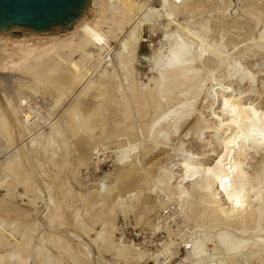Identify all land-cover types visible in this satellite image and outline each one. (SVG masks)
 Wrapping results in <instances>:
<instances>
[{"label": "bare ground", "instance_id": "1", "mask_svg": "<svg viewBox=\"0 0 264 264\" xmlns=\"http://www.w3.org/2000/svg\"><path fill=\"white\" fill-rule=\"evenodd\" d=\"M170 6L173 7L168 10L167 8ZM201 7H205L203 6L202 0H163L161 8H164L165 12L161 13L160 10H156L157 8L155 9L154 6H152L151 2L148 3L145 0H106L104 3L101 2V0H89V10L80 18L79 24H73L70 33L58 34L54 37H21L19 40L0 38V76H22L21 79L15 80L10 86H6V81L0 80V96L3 105L6 107L5 111L0 106V137L2 135L4 137L5 135L7 139L5 140L6 142L16 141L14 143L19 144L17 142L24 140V138L26 139L27 135H30L28 138L33 135L31 134L32 130L27 123V119H30L31 115L30 113H21L22 111L20 109L22 106L21 102L24 98H27L26 95L30 93L29 90L32 91L33 88H40L41 90L42 88H51V90H53L52 87L56 85L53 90V95L57 102L56 104L58 105V102L65 100V97L68 96L69 93H72L76 88H80V92H82V95L85 93V97L91 92L89 91L91 88H95L96 91L93 94L92 100H89L86 103L85 100H82L84 96L79 97L77 95L80 98H76L77 100L73 97V102L75 103V100L77 102L74 106H70L64 111V113L66 112V116H63L64 118L61 119V122L59 124L56 122L48 134H39L37 135L39 137L30 140L32 147L41 145L43 140H45L46 144H43V148H45V151L47 152V146H55L54 144L60 139L62 142L64 141L63 150H66L67 152L69 151L67 148L69 145H67L68 143L65 139L70 137L78 139V144L82 147L81 149L86 148L87 150L83 149L80 151V149H76L80 152L76 151V159L78 163L75 161V165L77 163V165L79 164L78 167L81 165L82 167L83 165L86 166L87 163L91 161L92 152H94L93 149H95L93 146L96 143V140L101 133H103V131H98V129L101 128L99 125L98 129L97 126H94L93 128L92 122L94 117L96 115L98 116L99 112H101L104 101L109 96L108 84L105 83L104 80L99 82L96 80L90 81L88 78L90 70H86L85 64H83L84 61L85 63H90L91 54L94 53V51H97H92V49L89 48L93 46L91 45V42L104 40V38H107L110 34L113 35V32L114 34L122 32L126 25L129 26V24L133 23V20L138 17V14L144 15L143 17H145V20L142 18V20L139 19L140 21H138V25L134 24V22L132 28L135 27V25L141 27L144 25V21H149L148 25L150 30L153 31L155 29L156 31L157 22L155 20L161 18L160 16H165L168 21V23L166 21V26L169 27V25L173 23L175 28L174 30H167L165 32V38L167 43H170L169 47H171V49L168 48L170 50V55L164 53V58H162L160 62L154 64L157 66L160 73L158 72L159 76L157 78L152 79V82L154 81L153 87L145 84L144 86H139L138 84L140 82L137 84L135 77H133L134 52H136V48L141 44L138 33L136 34L138 36L135 35L137 38H127V41L122 45L117 56L120 69H122L126 80L129 83L127 90L129 91V94L123 93L124 97L128 96L125 97V100H127L126 98H128V100L132 98L136 107L142 110L146 115L151 113L158 114L155 119L153 118L152 121H149L151 122L150 124L144 121L146 124L143 122L144 125L143 123L140 125L141 130L139 133H141L142 136L140 140H151V146H145L140 152L138 147L141 146L142 142L135 140L119 147L117 153L120 157V163L125 167V171H123V174L121 172V178L119 179L127 181L141 177L143 183H148L149 179L156 174L158 182L162 184L158 186L165 188L169 196L165 195V193L164 195L171 199L178 195L179 200L181 199L186 205H189L187 213L193 217L194 215H197V218L202 219V224L200 226L210 229V232L213 234L215 233L213 231L220 228L221 232L219 238H216L217 235L215 238H212V244L214 242L216 247V251H214L218 253V255L216 253L214 254V256L217 255L216 259L214 256H212L213 259L209 255L212 253L208 254L209 251L204 245V243L208 241L205 236L204 238L207 241L205 240V242L202 243L201 239L200 242H198V240L197 242H193L188 251L186 259L191 260V263L192 261H194V263H196L195 261H201V263L197 262V264H225L227 259L234 261L236 257H241L242 262L245 264L253 258H255L254 260H257L258 263L264 264V109L260 105L261 102H256L257 100L250 103L244 102L243 99L246 98V96L238 97L233 89L227 94L218 92V94L214 96L210 107H207L209 109L208 113L213 115L211 119H206L204 117L205 115L203 116L205 113L203 110L200 111V114L197 113L195 115V113L199 111L196 108L200 96H205V99L211 97L209 96L211 94L210 90H213L215 87V84L213 85V83L217 78L216 76L220 68L226 66L224 60L225 62L228 61L225 58H220V55L223 53L221 49L215 48L212 44V40L209 39L207 35L200 34L199 31H192L191 28L186 26L189 37L187 41L182 40L183 38H181L179 32H182L180 30L184 24L176 21V12L190 10V12L197 13V11L202 9ZM133 31H136V28L133 30L131 29L129 33L131 32L132 34H135L137 32L134 33ZM207 31L205 30L206 33ZM252 39L253 41L248 48L246 50L244 49V55H246L252 47L264 50V24L259 35ZM98 44L99 42L96 43V45ZM221 46L224 47V45ZM97 48L100 47L98 46ZM64 50L67 51V54L64 53ZM77 54L82 55L83 59L74 61L73 56ZM58 60H60L61 63L64 61L68 62L70 64L68 69L60 68L58 66ZM233 61V63L230 62V69L228 65L226 67H228V71L230 70L233 71L234 74L240 75L239 72L241 73V68L238 65L239 60L237 59ZM213 64H216V67L211 68L210 66ZM208 72L209 76L207 78L210 79L212 87L206 85L207 79L204 74H207ZM231 73H228L230 74L229 78L233 76V73ZM243 73L238 79V84H241L244 81H246L245 83L249 82L250 96H253L255 93L258 94L259 91H257V87L259 84L257 83L259 80L251 74L247 75L246 72V74ZM105 75H109V73L104 72L102 74V76ZM120 86L122 87V85ZM122 89L124 88H120L121 91ZM37 91L40 90L37 89ZM44 93L45 92H43V94ZM259 95L260 96H257L258 98L263 97V94ZM31 96L33 95L31 94ZM114 99L115 98L112 100L114 101ZM173 99H176L177 103L174 106H169L166 110H162L164 109L162 108L163 104L166 103L169 105ZM128 100L126 103L124 102L125 105L123 110L126 114H124V112L123 114L127 117L126 120L130 118L129 121H131L133 120L132 114L134 112L132 105L134 102H128ZM82 102H85L86 105L84 106ZM130 103H132V105ZM80 104L84 107L82 108ZM216 105L220 106L222 114H217L216 111H214ZM194 115L195 119L196 116L199 115L193 125V129H196L195 133L199 143L206 139L205 134L210 131L211 127H214L215 129V135H212L210 137L211 139L207 137L210 141L207 140L209 142L204 146L201 155H193L192 153L188 154L189 152L186 153L187 151L185 152L184 147L181 146L175 150L172 156L180 160L178 161L180 162L178 167L175 164H172L175 159L168 163L163 169L160 168L162 166L160 165L159 167V164L157 163L146 164L144 166L143 161L146 160V158L148 159L152 153H155L161 145L166 146L168 140L177 135L183 124L185 125ZM203 117L206 124H208L210 120H216L214 122L215 124L213 123L214 125L209 124L204 126ZM134 118L136 117L134 116ZM226 119L227 121H225ZM137 120H139V117ZM103 122H105V120ZM124 123L125 122H123V124ZM126 125L127 124H125V126ZM119 126L121 125L119 124L118 127ZM142 126L144 127L142 128ZM137 127L138 126L136 125H128L129 130H133V128ZM101 130L104 129L101 128ZM133 131H136V129ZM13 132L15 135L12 134ZM186 133V136L190 134L189 132ZM67 136L69 137L67 138ZM13 137H16L17 139L14 140ZM129 137L132 139L134 136L132 134ZM138 137L140 138V136ZM5 144L8 145V142ZM60 146L61 145H58V148ZM9 147L11 148L12 145ZM9 147L7 146L3 148L4 150L6 148L9 150ZM137 148L140 153H137L138 155L136 154L137 156L134 157V152H136ZM217 148H219L220 152H217ZM253 149L256 151H254L255 153H260L262 160L254 164L256 166L253 165L252 170H250L252 166L249 167V169L246 161L247 159H251L249 158V155L251 154L249 151ZM20 150H18L19 153H16L11 158V155H13L12 153L10 155L11 159L9 158L6 162L5 160L3 163L1 162L4 165L0 168V185L4 184L3 186H6L5 182L9 180L8 182L12 183L10 186H14V184L15 187L17 186L14 190H17L18 186H22L24 188V193H21L20 196L23 197L24 194L28 196L29 203L27 207H30L31 209L29 212V210L26 211L21 207L13 206L10 201L0 202V225H8L11 227L9 234L3 236V230H1V233H3L2 237L0 233V248L2 247L4 249H0V264H63L60 256L58 258L54 256L51 246L58 249L61 255H67L68 252L71 253L70 251L77 247V243L75 244L74 241L75 235L72 236V229L69 227V224L65 222L67 218L61 224L56 222L58 219H63L64 214H62L63 210H61L59 203L53 198L51 199L53 207L50 206L49 215L47 216L48 219H50V222L47 219L48 222L46 224H41L40 221L37 220L36 214L38 212L35 214L34 211L35 209L37 210L36 207L37 202L40 199L39 193L41 187L36 183L37 181H34L32 175L34 176L35 173H30L31 171H28L29 168H27L26 171L21 172L20 167L23 165L26 156L24 158V155H21L22 152L20 153ZM26 153L29 154L30 152L27 150ZM67 153L69 154V152ZM67 153L65 154L66 157L68 156ZM183 156L184 158L182 159L181 157ZM210 161H215V165H210ZM175 166L181 174H175ZM74 167L73 170L75 171ZM78 167L76 166L77 170ZM77 170L74 172V176ZM110 178H112V176ZM117 179L115 181H117ZM107 180L110 181L111 179ZM112 180L114 181V178ZM116 184L118 183L116 182ZM7 185H9V183ZM186 185L188 187L190 185L191 189L189 188L187 190ZM109 186H103V188L106 189ZM112 186L115 187L118 185L114 184ZM0 187L2 188V186ZM114 187L111 188V192H108L110 187L107 189L106 192L108 193L105 192L107 197L114 195L113 193L116 191L113 190ZM96 188L98 189V187ZM157 188L158 187L156 186L154 187L155 191H157L156 195L159 197L156 199L159 200V204L166 205L168 202L161 198L162 196L160 193L162 192H159L161 189L157 190ZM97 189L95 190L97 191ZM7 190L8 189H6V191ZM70 192H68L69 194L67 193L68 196L70 195ZM99 193L100 191L98 194ZM83 196V199H85L86 195L83 194ZM170 198L167 199L169 203L171 201ZM85 200L84 201L88 205L89 196H86ZM102 200L104 201V198H101V201ZM163 200L165 202H163ZM178 202L180 203V201ZM101 203L105 205L104 202ZM101 203L98 202L99 205H101ZM104 205L103 207L106 206ZM105 208H102V210ZM31 211L34 213L30 214ZM113 211L114 212H111L112 214L115 213V210ZM111 213L109 215H112ZM97 214L95 213V215ZM102 214L103 211H99L97 216L101 217ZM87 215L88 210H86L83 216L80 217V220L77 221V225L80 231L87 234L89 237V231L92 229L89 230L88 228L89 223L87 224ZM103 215L106 216V214ZM7 220L11 221L8 222ZM21 221L24 223L20 224ZM108 224L109 222L103 224L102 229L96 234V237L92 238V241H90L96 245L102 246V248L105 250L107 249V251L114 250L119 258L120 256L121 258L126 257L127 260H137V258H141L140 256L144 253L141 252L142 254H137V252L132 251L133 249L131 247L123 245L118 246V238L114 236L115 226L113 223H111V225ZM43 225H45L44 228ZM107 225L113 227L111 229L113 232H109ZM64 226L66 228H64ZM249 231L252 232L251 235L243 236ZM195 232L196 231H194V233ZM37 234H40L41 236H38ZM198 236L202 237L200 234H198ZM79 246L81 247V243ZM82 255L79 252H75V255H72V260L77 263L82 259ZM148 257L151 259L150 256ZM140 260H144L143 256ZM157 260L155 259V261Z\"/></svg>", "mask_w": 264, "mask_h": 264}, {"label": "rangeland", "instance_id": "2", "mask_svg": "<svg viewBox=\"0 0 264 264\" xmlns=\"http://www.w3.org/2000/svg\"><path fill=\"white\" fill-rule=\"evenodd\" d=\"M105 1L106 0H101V2L103 3ZM141 1H144V0H141ZM145 1H147L148 3L151 2L152 6H154L155 9L157 8L156 10H160L161 13L165 12V9L161 8V4L163 0H145ZM202 3H203V6L205 7H201L202 9L197 11V13L190 12V10H184V11L181 10L178 13L176 12L175 14L176 21L182 22L184 24L182 26V29L180 30L182 32H179L181 38H183L182 40L187 41L189 37V33H188V30L186 29V26L191 28L192 31H195V32L199 31L200 34L207 35L209 39L212 40L213 46L215 48L221 49V51L223 52L220 55V58L221 59L225 58L226 60H228L225 62V60L223 59L224 63H226L225 65L226 66L228 65L229 69H230L229 65L234 62L233 60L238 59L239 60L238 65L241 68V73L239 72V74L241 75L244 71V73L246 72L247 75L251 74L252 76L256 77L259 80L257 83L259 84V86L257 87V91L259 92L258 94L255 93L253 94V96H250L249 82L245 83L246 81H244L243 83L238 84V79L240 75L234 74L233 71H230V70L229 72L228 67L223 66L222 68H220L216 76L217 78L215 79L213 83V85L215 84L214 89L210 90L212 95L210 94L209 96L211 97H209L208 99L207 98L205 99V96L204 97L203 95L200 96V100L196 108L199 111H197L195 115L197 113L200 114V111L203 110V112L205 111L203 116L205 115L204 117L206 119H211L213 115L208 113L209 109L207 107H210L214 96L218 94V92L219 93L223 92L224 94H227L229 91H232L233 89L238 97L246 96V98L243 99L244 102L250 103V102H255V100H257L256 102L257 103L261 102L260 105L264 109V92H262L264 91V50H261L260 48L257 49L255 47H252L251 50L250 51L247 50L248 53L244 55V49L246 50L248 48V46L253 41L252 38L257 37L261 29L263 28L264 0H202ZM172 7L173 6H170L167 9L170 10ZM143 16L144 15L142 14L141 15L138 14V17L135 18V20H133V23L134 22H135L134 24L139 23L138 21H140L139 19L141 18L145 20V17ZM160 17L161 18L159 19L157 18L155 20L157 22V28H158V29L156 28V31L155 29L153 31L150 30L149 25H148L149 21H144L143 23L144 25H142L141 27L135 25V27L133 28H132V24H133L132 23V24H129V26L128 25L125 26L123 30L125 32L123 31L117 32V34H114L113 32V35L110 34L107 38H104V40L91 42V45L93 46L89 48H91L92 51L93 50H97V51H94V53H92L93 55L91 54V60L89 61L90 63L88 62L85 63L84 61L83 64H85L86 70L88 71L90 70L88 74V78L90 79V81L96 80L99 82V81L104 80L105 83L108 84L109 86L108 95L109 96L104 101L101 112H99L98 116L96 115L94 117V120L92 122L93 128L94 126L95 127L97 126V129L101 127L104 130H101V128H99L100 130L98 129L99 132L103 131V133H101V135L98 133L100 136L96 140V143L93 146V148L95 149H93L94 152H92L93 154L91 156V161H89L86 166L83 165L82 167L81 165L78 167L79 164L77 165L78 162L76 159L77 157L76 151L80 152L81 150L86 149V148L81 149L82 147L79 146L78 139H74L71 137L68 138L69 136H67L68 139H65V141L67 140L66 141L68 143L67 145H69L67 147L69 150L67 152H69V154L66 152V150H63L64 141L62 142V140L60 139L59 140L57 139L58 141L56 144H54L55 146L53 145L47 146V149H46L47 152L45 151V148H43L44 145L46 144L45 140H43L41 145H37V147H32L30 140L32 138L39 137L37 136L39 134L40 135L48 134L51 131L52 126L55 125L56 122L59 124L61 122V119H63L66 116V112L64 113V111L68 109V107L74 106V104L77 102L76 100L80 96L81 97L84 96L83 99L82 98L81 99L85 100L86 103L87 101L92 100L93 94L96 91L95 88L93 89L91 88L89 90L91 91L89 92V94H87L88 91L86 92L87 97H85L86 96L85 93L82 95V92H80L81 91L80 88L79 89L76 88L74 91H72V93H69L68 96L65 97V100L58 102L59 103L58 105L56 104L57 102L53 95V90L56 85L52 87L53 90H51V88H42V90L40 88H33V90L35 91L29 90L33 96H31L30 93L27 94L26 95L27 98H24L23 101L21 102L22 106L20 109L22 111L21 113L23 114L30 113L31 118L27 119V123L30 129L32 130L31 134L33 135L29 138L28 136L30 135H27L26 136L27 138L26 139L24 138V140H20V141L17 140L18 141L17 143L19 144L14 143L16 141L14 142L7 141L8 145L5 144L7 143L5 141L7 140L5 135L4 137L3 135L0 137V147H1V150H0V165L1 166L0 168H2V165H4L2 164L4 160L6 162L7 159L9 160L10 155L12 153L13 155H11V158L16 153H19L18 150L21 149L20 150V153L22 152L21 155H24V158L26 156L25 158L26 161L24 160L23 165H21L20 167L21 172H24L27 170V168H29L30 170L28 169V171L29 172L31 171L30 173H33V172L35 173L34 176L32 175V177L35 182L37 181L36 183L39 185V187H41L40 193H39L40 199L38 200L37 207H36L37 210L35 209L34 211L33 209L35 214L38 212L37 213L38 216L36 214L37 220L40 221L41 224H46L48 221L50 222V219H48L47 216L49 215L50 206L53 207L52 201H51L52 198L56 200L57 203H59L61 210H63L62 214H64L63 219H61L62 221L58 219L59 221L57 220L56 222L61 224L67 218L65 222H67L69 224V227H71L72 236L75 235L74 241H75V244L77 243V247L72 249L70 251L71 253L68 252L67 255L66 254L61 255L58 249H55L53 246H51V250L54 256L56 258L60 256L62 258L63 264H73V263L81 264V261H82V264H156L157 261L159 264H193L194 261H192L191 263V260L186 259L187 253L190 250L193 242H197V240L198 242H200L202 239L201 242L204 243L206 240L204 238L205 236L208 239V241L206 240L207 242H205L207 245L204 243L205 247L209 251V252L207 251L208 254L212 253V254H209L211 257L214 256L215 253L218 255V253L215 252L216 247H215L214 242H213L214 245L212 244V238L213 237L215 238L216 235L218 236V237L216 236V238H219L220 232H221L220 228H217L215 231H213L215 232L213 234L212 232H210L211 231L210 229L206 227L205 229L204 227L200 226L202 224L201 222L202 219L197 218V215L196 216L194 215L193 217L190 214H188L187 210H188L189 205H186L183 201H181V199L179 200L178 195L173 197L172 199L169 197L171 199L169 203V201L167 200L169 199L168 198L169 195L167 191L165 190V188L158 186L162 184L158 182V179L156 178V174H154V176H152L149 179L150 181V182L148 181L149 184L147 182L143 183V180H141V177L140 178L138 177L137 179H133V180H127V181H123L122 179L121 180L119 179L121 178V172L123 174V171H125V167L120 163V157L117 153L119 150V147L124 146L135 140H139L140 142H142L141 146L138 147L140 149V152L145 146H151V140H147V141L146 140L144 141L143 139L140 140L142 137L141 133H139V131L141 130L140 125L144 121L150 124L151 122L149 121H152L153 118L155 119V117H157L158 114L151 113L149 115H146L142 110L136 107L135 102L132 98L130 100L126 98L128 102H132V101L134 102L133 105L132 103L130 104L132 105L133 112L135 113L134 114L132 112L134 114V115L132 114V117H133L132 119L134 121L133 120L129 121L130 118L126 120L127 117L124 115L126 113L124 112L123 108L125 105L124 102L126 103L127 101L125 100V97H128V96L124 97L123 93L129 94V91H127L129 83L126 80V77L122 69H120L119 63L117 61V56H118L119 51L122 48V45L127 41V38L129 37L137 38L135 37V35L138 33L140 37L139 40H141V44L138 46V48H136L135 50L136 52H134L133 77H135V81L137 82V84L140 82L138 84L139 86H144L145 84V85H149L153 87L154 81L152 82V79L157 78L160 73L159 69L154 64L160 62L162 58H164V53L166 55H170V52H169L170 50L168 48L171 49V47H169L170 43L169 44L167 43V40L165 38V32L167 30L168 31L174 30L175 28L173 23L169 25V27H167L166 25L168 21L166 20L165 16H160ZM135 28L137 31V32L133 31L134 33L136 32L135 34H132L131 32L129 33L131 29L133 30ZM205 30L206 31L208 30L207 33L205 32ZM98 42L99 44L96 45V43ZM221 45H224V47ZM98 46L100 48H97ZM66 52L67 51H65L64 53L67 54ZM82 59H83L82 55L77 54L73 56L74 61L82 60ZM58 63H59L58 66L60 68H63L66 70L70 66V64L65 61L61 63L60 60H58ZM210 67L211 68L216 67V64H213ZM104 72L105 73L108 72L109 75L102 76ZM231 72L233 73V76L229 78L230 74L228 73H231ZM204 76H206V79H207L206 85L208 87L210 86L212 87V83H210V79L207 78L209 76V72L207 74H204ZM120 85H122V87ZM119 87L124 88V89H122L121 91ZM37 89L40 91H37ZM43 92L45 93L43 94ZM259 94L261 95L263 94V97L258 98L257 96H260ZM119 96L124 97V98H121ZM73 97L75 99L77 98L75 100V103L73 102L74 101ZM113 98L116 99V102H115V99L114 101L112 100ZM171 101L172 102H170L169 105L164 103L162 107L164 109L162 110H166L169 106L170 107L174 106L177 103L176 99H173ZM23 104L25 105V107ZM83 104L84 106L86 105L85 102ZM214 111H216L217 114H220V113L222 114V110L219 105H216V107H214ZM195 115L192 116L191 119L188 120V122H186L185 125L183 124L180 132L177 135L173 136L172 139L168 140V144H166V146L161 145L155 153H152L148 159L146 158V160H144L145 163L143 161V165L145 166L146 164L157 163L159 164L158 166L160 167L161 165L162 167L160 168L163 169L166 167V165H168V163H170L173 159H175V161L172 164L173 165L175 164L178 167V164L180 163L178 161L180 160L172 156L175 150L181 146L184 147L185 152L187 151L186 153L189 152L188 154L192 153L193 155H196V154L198 156L201 155V152L204 149V146L207 145L208 142L210 141L211 139L210 137L212 135H215L214 133L215 129L214 127L213 128L211 127L210 131L205 134L206 139H204L203 142L199 143L197 140L196 133H195L196 129L195 130L193 129V125L195 121L198 119L197 116L199 117V115H197L195 119L194 118ZM134 116L136 118H134ZM138 117H139V120H137ZM142 117H145V118H142ZM204 117H203L204 126L209 125V124L212 125L216 121V120H212V121L210 120V122L206 124L204 122ZM104 120L105 122H103ZM225 121H227V119ZM123 122L125 123L123 124ZM146 122L144 123L146 124ZM119 124L121 126L118 127ZM125 124H127L126 125L127 128ZM129 124H131L132 126H135V125L138 126L137 128H133V130L136 129V131L129 130L128 129ZM143 127L144 126H142V128ZM116 132H120L122 135ZM186 132H189L190 134L186 136L187 134ZM12 134H14V132ZM132 134L134 136L132 137V139L134 140H132L129 137ZM138 136H140V138ZM207 137H209L210 139ZM13 139L15 140L17 138L13 137ZM9 142H10V145H12L11 148L9 147L10 146ZM13 143H14V146H13ZM181 143H184V144H181ZM57 144L61 145L60 146L61 148L60 147L58 148ZM7 146L10 148L9 149L10 151L7 150L8 148L4 150V148ZM77 148L80 149V151L76 150ZM138 148L136 152H134V157L138 155L137 153H140ZM25 149H27L28 152L30 153L27 154L26 153L27 150ZM254 151H255L254 149L249 151V153L251 152L250 154L251 156L249 155V158L251 159H247L246 161V164L248 163L247 164L248 168L252 166L251 169L249 168L250 170H252L254 164L262 160L261 159L262 157H260L261 156L260 153H255L256 151L255 152ZM217 152H220L219 148H217ZM66 153L68 154L67 157L65 155ZM51 158H52V161H51ZM181 158L183 159L184 156ZM75 161L77 162L76 165H75ZM215 161L214 162L210 161V165L212 166L215 165ZM24 164H25V167H24ZM76 166L78 167V170ZM176 166H175L174 172L175 174L179 175L181 174V172L176 169L177 168ZM73 167L75 168V171L77 170V172L75 173V176H74L75 171L73 170ZM111 176L112 178H110ZM113 178H114V181L112 180ZM117 178L120 180V182ZM107 179H111V180L109 181ZM116 179L117 181H115ZM8 181L5 182L6 186H3L4 184L0 185L2 186V188L0 187V199H3V200H0V202L2 203V202L10 201V203L13 206L21 207L22 209L26 211L29 210L30 212L31 208L27 207L29 203L28 196L25 194L23 195V197L20 196L21 193H24L23 191L24 188L22 186H18L17 190L16 189L14 190V188H16L17 186L15 187V184L14 186H10L12 183ZM116 182L118 184H116ZM8 183L9 185H7ZM61 184L64 186H62ZM114 184L118 186H115V187L112 186ZM103 186L105 187L109 186L110 188L108 187L109 189L108 188L105 189L103 188ZM111 186L114 187L113 190H116V191L113 193L114 195H112L111 197L109 196L107 197L106 193L112 191ZM155 186L158 187L157 190L161 189V191L159 192H162L160 193V195L162 196L161 198L164 199L166 202H168L166 203V205L159 204L160 203L159 200L156 199L158 195H156L157 191H155L154 189ZM96 187H98V189ZM186 188L188 190L190 188V185L189 187L186 185ZM6 189L8 190L6 191ZM95 189H97V191ZM107 189H108V192H106ZM99 191L100 193L98 194ZM68 192H70L69 196H68L69 194ZM6 193H8L9 195ZM164 193L165 195H168V196L166 197ZM76 194L79 196H77ZM83 194H85L86 196H89L88 205L85 202L86 196H85V199H83L84 197ZM101 198H104V201L103 200L101 201ZM164 200L163 202H165ZM178 201H180V203ZM98 202L99 203L104 202L106 206L103 203L99 205ZM10 203L8 204L11 205ZM102 204L107 208L103 207ZM102 208H105V209L102 210ZM112 208L113 210H115V213L113 214L111 213V212H114ZM85 209L88 210V215H87V224L89 223L88 228L89 230L92 229L91 231H89L90 238L87 236V234H84L83 232H81L77 225L78 223L77 221L80 220V217L83 216V214L86 212ZM33 211H31L30 214H33L34 213ZM99 211H103V214H106V216L103 214L101 217L97 216L99 214ZM106 211L108 214L106 213ZM95 213L96 214L98 213V214L95 215ZM110 213L112 215H109ZM7 221L10 222L11 220L10 221L7 220ZM72 222L75 224H73ZM108 222H109L108 225H111V223H113V225L115 226L114 236L118 238L117 240L119 244L118 246L123 245V246L131 247L133 249L132 251L137 252V254H140L141 252L144 253V254L141 253L144 260H140L142 256H140L141 258H137L138 262L136 259L134 260L128 259L129 260L128 261L126 257L121 258L120 256L119 258V256H117L114 250L107 251V249L105 250L104 248H102V246L96 245L95 243L91 242L92 238H95L96 234L102 229L103 224L105 223L107 224ZM21 223H24V222L21 221L20 224ZM44 226L45 225H43V228ZM64 228L66 227L64 226ZM112 228H113L112 226L111 227L108 226L107 229H109V232H113V230H111ZM1 230H3L2 232L4 233V235L3 233H1ZM10 231H11L10 226L0 225L1 236L2 235L5 236V234H9ZM194 231L196 232L194 233ZM198 234H200L202 237L198 236ZM251 234L252 232L249 231L248 233H246V235H243V236H248ZM37 235L41 236L40 234H37ZM18 238H19V235H18ZM80 243H81V247L79 246ZM0 249L4 250L2 247ZM75 252H79L81 253V255L83 254L82 259H80V261L77 263L72 260V257H73L72 255H75ZM217 255L214 256L215 259ZM148 256H150L151 259ZM155 259L156 260L158 259V260L155 261ZM254 259L255 258L249 260L247 264H260L258 263L257 260H254ZM231 261L232 260L227 259V262L225 264H239V262L240 264H245L242 262L241 257H236L234 261L232 262ZM195 262L196 263L194 264H197L198 261H195ZM198 263H201V261H199Z\"/></svg>", "mask_w": 264, "mask_h": 264}, {"label": "water", "instance_id": "3", "mask_svg": "<svg viewBox=\"0 0 264 264\" xmlns=\"http://www.w3.org/2000/svg\"><path fill=\"white\" fill-rule=\"evenodd\" d=\"M89 10V0H0V38L54 37L70 33ZM22 76H0L10 86ZM0 106L6 111L0 96Z\"/></svg>", "mask_w": 264, "mask_h": 264}]
</instances>
